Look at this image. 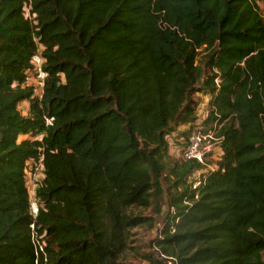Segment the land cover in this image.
Masks as SVG:
<instances>
[{
  "label": "trees",
  "instance_id": "1",
  "mask_svg": "<svg viewBox=\"0 0 264 264\" xmlns=\"http://www.w3.org/2000/svg\"><path fill=\"white\" fill-rule=\"evenodd\" d=\"M259 1L0 0V264H132L120 258L146 219L130 209L156 198L167 139L178 123L187 138L199 92L222 154L195 188L209 162L167 168L179 191L145 259L264 264ZM38 51L46 77L34 97Z\"/></svg>",
  "mask_w": 264,
  "mask_h": 264
},
{
  "label": "rangeland",
  "instance_id": "2",
  "mask_svg": "<svg viewBox=\"0 0 264 264\" xmlns=\"http://www.w3.org/2000/svg\"><path fill=\"white\" fill-rule=\"evenodd\" d=\"M258 4L261 14L264 17V0H260ZM203 59V56L199 55L197 62L203 64ZM208 74L209 69L206 68V74H204L201 82H203V80L206 78V75ZM193 98L197 102V105L195 106V116H197V114L200 116L202 112L209 110V95L207 93H196L193 95ZM18 108H20L22 112L27 111V107H23L22 103L18 105ZM174 128L175 129L172 132L173 134L169 135L167 139L168 149L163 158L166 165V170L160 173L156 198L153 199L152 203L146 208L136 207L130 209L134 215L142 216L146 219V221L143 224L134 227L130 231L128 249L120 258L126 263L148 264V261L145 259V254L154 250L151 245L153 244V241L159 236L160 231L165 224V220L169 212L170 200L174 196L175 190L179 191L178 189L174 188V179H172V176L168 173L169 171L167 168H171L174 164L181 162V158L179 157V154L175 152V148H173V146L182 142V136H180V132L184 131L187 128V125L178 123L175 124ZM219 152L220 151L218 150L215 151L214 158L208 161L209 163L204 170L201 172H196L194 178L198 177L200 174L211 172L216 168L215 162L221 155ZM27 171L28 175L26 183L28 188H31L33 184L40 182L41 178L43 177L42 169L41 166L36 163L34 167L29 165Z\"/></svg>",
  "mask_w": 264,
  "mask_h": 264
},
{
  "label": "built area",
  "instance_id": "3",
  "mask_svg": "<svg viewBox=\"0 0 264 264\" xmlns=\"http://www.w3.org/2000/svg\"><path fill=\"white\" fill-rule=\"evenodd\" d=\"M43 62L44 59L40 52H36L31 57V67L27 71L26 84L32 86V96L34 97H40L42 93L43 81L46 77V72L43 70ZM207 115V110L202 112L200 116H198L197 114L195 122L192 124L191 130L189 131L187 138L185 140L181 138V141H185V146L183 148H180L176 145L173 146V148H175V152H177V154H179V157H181L183 160H195L198 163L205 165L210 159L214 158V153L216 150L220 151L219 153L222 154V149L220 145L221 138L217 136V129L219 128V125L213 122L208 125V128L205 127L204 121L206 120ZM52 119V117L45 118V124L50 125ZM36 163L41 166L40 162H34L30 165L34 167ZM26 172L28 175V171ZM199 176L196 177L194 182L192 183L193 188L199 185ZM36 185L37 184L35 183L31 186V188H28L30 194V211L34 216L37 214L38 211L37 202L34 198V190ZM169 264L171 263L169 262Z\"/></svg>",
  "mask_w": 264,
  "mask_h": 264
},
{
  "label": "crops",
  "instance_id": "4",
  "mask_svg": "<svg viewBox=\"0 0 264 264\" xmlns=\"http://www.w3.org/2000/svg\"><path fill=\"white\" fill-rule=\"evenodd\" d=\"M22 104H23V107H27L26 108V110H28V103L26 102H22ZM23 114H26L27 113V111H25V112H22Z\"/></svg>",
  "mask_w": 264,
  "mask_h": 264
}]
</instances>
